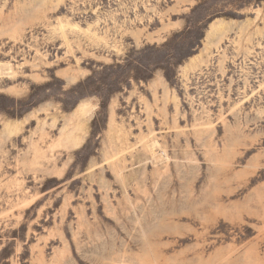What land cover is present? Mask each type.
Segmentation results:
<instances>
[{"label": "rangeland", "instance_id": "rangeland-1", "mask_svg": "<svg viewBox=\"0 0 264 264\" xmlns=\"http://www.w3.org/2000/svg\"><path fill=\"white\" fill-rule=\"evenodd\" d=\"M0 63V264H264V0H0Z\"/></svg>", "mask_w": 264, "mask_h": 264}, {"label": "bare ground", "instance_id": "bare-ground-1", "mask_svg": "<svg viewBox=\"0 0 264 264\" xmlns=\"http://www.w3.org/2000/svg\"><path fill=\"white\" fill-rule=\"evenodd\" d=\"M223 22L222 21H215L211 24V31L215 32L217 31V29L215 28L216 25H222ZM210 31V32H211ZM194 58H197L199 59V56H196ZM194 58H191L190 60L192 61ZM12 73V68L10 65H7V64H1L0 63V77L2 75H8V74H11ZM79 106V105H78ZM78 108H80L81 110H83L84 108V105H80Z\"/></svg>", "mask_w": 264, "mask_h": 264}]
</instances>
